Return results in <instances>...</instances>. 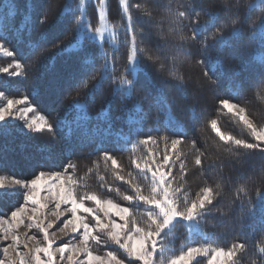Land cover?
Segmentation results:
<instances>
[{
  "label": "snow or ice",
  "instance_id": "snow-or-ice-1",
  "mask_svg": "<svg viewBox=\"0 0 264 264\" xmlns=\"http://www.w3.org/2000/svg\"><path fill=\"white\" fill-rule=\"evenodd\" d=\"M118 3L121 15L114 23L110 0H68L51 22L47 11L39 12L27 26L48 34L30 42L20 59L0 43V53L13 57L0 72L12 77L27 80L34 71L38 80L51 57L69 56L73 66L49 112L53 119L37 108L35 84L31 99L0 91V130L9 120L22 121L20 130L27 134L55 137L67 127L68 140L66 154L37 161L27 176L0 174V199L18 196L12 210L0 214V264H241L245 255L251 264H264V238L250 245L245 232L258 225L264 237V159L255 177L241 172L233 181L225 173L256 153L264 158V123L250 114L245 100L250 88L264 100V0ZM0 8L7 9L0 11L7 29L14 13L4 0ZM140 16L147 31L136 25ZM235 60L239 67L232 66ZM252 60L260 61L259 71L247 80L243 71ZM194 67L199 75L188 70ZM105 84L112 96L133 101L115 132L111 100L102 95ZM98 94L100 108L93 116ZM65 100H70L66 108ZM76 110L83 114L69 120ZM225 114L241 126V135L222 130ZM92 119L106 126L90 133L86 123ZM76 129H83L79 136ZM85 149L90 166L82 176L71 157ZM122 153H129L126 163ZM190 173L200 178L195 192ZM90 176L96 177L95 189ZM225 183H236L228 212L222 210ZM218 212L213 227L231 224L242 242L221 246L206 231L207 218ZM181 227L186 242L177 248ZM194 233L202 239H193Z\"/></svg>",
  "mask_w": 264,
  "mask_h": 264
},
{
  "label": "trees",
  "instance_id": "trees-1",
  "mask_svg": "<svg viewBox=\"0 0 264 264\" xmlns=\"http://www.w3.org/2000/svg\"><path fill=\"white\" fill-rule=\"evenodd\" d=\"M147 2L150 7H156L154 0H132L133 4L140 3L143 4ZM166 2V0H165ZM212 3H218L219 0H211ZM5 4H8L14 15L10 16L7 25L8 28H5V22L0 21V43H4L5 46L17 52L15 59H20V53H26L29 51L28 45L30 42L34 43L38 39L44 38L48 33L44 29L36 26L35 28L27 26L31 21L35 20L36 15L39 12L47 11L49 21L56 20L59 17V14L63 7L68 3V0H4ZM75 7V4H73ZM94 4H90L89 12L91 13L94 9ZM0 11L6 12V8H0ZM134 16L136 13H133ZM70 15V13L66 14ZM121 15V6L118 3V0H110V12H109V21L114 23L120 20ZM158 20L160 17L153 13ZM206 18V17H205ZM91 19V16H90ZM63 18H61L62 22ZM96 24L98 21V13L95 21ZM137 27L144 28L147 31L146 27V18L140 16L136 22ZM74 27V26H73ZM50 31H55L51 29ZM72 34L68 33L70 37ZM63 39V37H61ZM106 48H109L111 45V40L108 37H105ZM49 51H54L51 49V45H45ZM95 51V48L92 49ZM125 51L122 48V52ZM246 60L250 59L245 57ZM13 62V57H6L0 53V68L7 67L10 63ZM260 61L252 60L248 69L243 71V77L247 80H251L255 72L259 71ZM46 67L41 70L39 74V79H34L37 76L36 72H30L27 80L22 79L21 77H12L8 73L0 72V91H3L5 95L9 98H21L22 95L28 94L30 99L35 93L32 92V86L35 84L37 91L39 92L40 103L36 104L37 108L41 111V114L49 116V119H53L55 113L49 115V112L57 107L59 100L61 99V93L64 86L65 78L73 71L72 60L69 56L64 57H51L49 60L45 61ZM240 61L235 60L232 62L233 67H239ZM227 63L225 67L227 68ZM194 75H199L200 69L198 67L188 69ZM100 95L98 94L97 103L93 106L94 110L91 113L93 116L96 115V111L100 108ZM102 95L105 100H111L112 104V120H113V131L115 132L120 128L126 119L128 114V109L131 107L133 101L131 100H122L119 96H112L109 85L105 84L102 89ZM245 100L248 102V107L250 114L255 117L258 122L264 123V100H260L255 96V89L250 88L245 94ZM35 103V101H33ZM70 103V100L64 101V107ZM212 111L211 106L209 105V112ZM77 112L81 115L83 110L73 111L68 119L72 120ZM63 114V112H61ZM7 128L5 130H0V157L4 159L0 161V174L3 175H16L18 178L22 176H27L35 166L37 161L43 160L48 155H61L66 154L68 149V140L66 139L67 127L63 132H57L55 137L51 134L44 133H32L27 134L26 130L21 131L20 123L7 121L5 122ZM220 123L222 130L232 131L234 134L241 135L242 128L238 125L229 114H225L220 117ZM105 127V122L102 120L92 119L86 123V127L91 133L95 127ZM83 129L74 130V136H79ZM2 132V133H1ZM103 133L101 132V136ZM210 136V133H208ZM109 139H112L110 137ZM162 147V145H161ZM88 149H85L83 153L78 152L77 155L71 157L79 165L80 175H84L87 171V168L90 166V160L86 159ZM122 157L123 162L126 163L127 156L129 153L118 154ZM92 159H95L93 156ZM261 155L256 153L252 156L247 164L243 166L237 165L236 168H226L225 173L228 176H231L233 181H236L237 177L241 172L246 173L248 176H257L258 173L254 171L258 169L261 161ZM101 175H105L103 169H101ZM107 175V181L111 182L112 178L110 174ZM189 184L193 192L197 191V185L200 183V178L198 176H193L191 173L188 177ZM88 183L92 186L93 189L96 188V177L90 176ZM239 183H244L243 180ZM259 183V181L257 182ZM117 186L119 184L117 183ZM236 183L229 185L225 183L222 193V203L224 212H228L229 202L232 200L234 195V190ZM254 194V193H251ZM11 197V196H10ZM8 198V197H5ZM17 200V199H16ZM16 200L12 205L16 204ZM11 205V202H10ZM235 208V206H232ZM143 209H141L142 211ZM233 215V213H229ZM220 219V213H215L207 218L206 231L208 233H214L215 237L219 240L221 246L225 243H231L233 240L239 239L243 241V237L239 236V229L236 231L231 230V224L225 225V227H213L218 223ZM249 223H253L249 221ZM246 237L249 241V244L258 245L260 240L264 237L261 236L259 226L255 228H246ZM179 239L174 241L175 246L178 248L180 245L185 243V230L181 227L179 229ZM193 239H202L197 234H193ZM252 257L250 255H245L241 264H251Z\"/></svg>",
  "mask_w": 264,
  "mask_h": 264
},
{
  "label": "rangeland",
  "instance_id": "rangeland-1",
  "mask_svg": "<svg viewBox=\"0 0 264 264\" xmlns=\"http://www.w3.org/2000/svg\"><path fill=\"white\" fill-rule=\"evenodd\" d=\"M105 37H109V35L106 33L105 34ZM111 40V39H110ZM16 99V98H14ZM9 121H12V120H9ZM7 122V121H6ZM13 122H18L20 123V126L22 125V121H19V120H15ZM18 198V196H11V197H8V198H3V199H0V214H3V213H9L11 210H12V207L11 206H14L12 205V203ZM10 202H11V205H10ZM16 205V204H15ZM34 231V230H33ZM63 240L61 241H57V245H59L60 243H62ZM56 245H54L55 247ZM2 258V257H0ZM57 258H58V254H57Z\"/></svg>",
  "mask_w": 264,
  "mask_h": 264
},
{
  "label": "bare ground",
  "instance_id": "bare-ground-1",
  "mask_svg": "<svg viewBox=\"0 0 264 264\" xmlns=\"http://www.w3.org/2000/svg\"><path fill=\"white\" fill-rule=\"evenodd\" d=\"M2 133V132H1Z\"/></svg>",
  "mask_w": 264,
  "mask_h": 264
}]
</instances>
